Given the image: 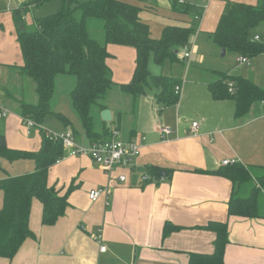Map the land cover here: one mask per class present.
I'll return each instance as SVG.
<instances>
[{
	"label": "crops",
	"instance_id": "0c3cea01",
	"mask_svg": "<svg viewBox=\"0 0 264 264\" xmlns=\"http://www.w3.org/2000/svg\"><path fill=\"white\" fill-rule=\"evenodd\" d=\"M129 1L140 7V20L148 24L153 38H158L169 25L193 26L195 33L187 43L191 55L185 60L187 78L181 82L179 101L163 108L157 102V107L153 106L157 88L152 86L146 87L150 88L149 92L145 89L135 101L123 93L117 84L131 80L135 49L108 44L106 64L114 83L101 103L111 111L109 126L115 128L119 139L142 141L140 155L132 165L117 167L109 174L88 155L65 156L52 165L48 172L50 185L54 184L61 194L71 183L75 185L68 195V206L62 216L47 225L41 222L42 203L34 198L28 215V226L34 237L26 238L13 257H0V264H188L191 252H213L214 233L200 228L210 220L228 224L224 264H264V186H260L258 216L229 215L231 181L218 174L195 171L218 169L223 167L222 160L234 159L251 167L253 177L264 172L260 168L264 167V103L254 102L247 113L235 117L234 102L216 100L208 89L209 83L220 78L218 73L240 75L264 88V53L240 62L239 54L225 50L224 55H219L225 58L219 61L217 53L221 48L210 35L228 2L255 3L257 0H195L201 9L203 6L199 20L172 10L170 0ZM0 3V101L10 111L6 118L0 119V134L10 148L37 150L41 142L39 128L27 133L18 113V102L26 101V86L31 87V83L19 72L22 58L12 19L17 3H11L15 4L12 6L5 0ZM38 7H29L27 26L35 24ZM256 35L261 39L258 33L253 38ZM152 63L156 64L149 59V68ZM158 74L177 77L173 72ZM64 75L69 74L58 75L54 80L51 107L65 115L70 124L50 114L52 117L45 118L42 127L52 132L74 131L77 141L86 145L89 141L70 101L75 79ZM56 80H60L58 89ZM190 104L194 112L191 115L187 112ZM100 111L94 106L93 117L98 129L104 121ZM193 121L198 126L190 133L188 129ZM162 126H169L174 132L163 138ZM150 166L165 171V175L159 179L149 177L146 172ZM32 169L31 160L0 159V179ZM121 174L126 177L124 181L117 179ZM143 175L148 179L141 180ZM104 185L111 188L108 204L103 194L91 201L89 190ZM2 201L0 189V208ZM167 221L182 228L163 236ZM98 229L102 230L104 251H100L101 242L93 238Z\"/></svg>",
	"mask_w": 264,
	"mask_h": 264
},
{
	"label": "trees",
	"instance_id": "16d2710c",
	"mask_svg": "<svg viewBox=\"0 0 264 264\" xmlns=\"http://www.w3.org/2000/svg\"><path fill=\"white\" fill-rule=\"evenodd\" d=\"M43 1H26L24 10H12L22 58L19 72L33 81L36 94L35 102H18L20 116L42 125L45 118L53 114L65 124H70L65 115L53 111L51 107L55 78L69 74L75 79L69 94L71 105L85 137L89 142L109 138L115 129L109 126L112 121H103L98 129L93 117L94 106L105 109L101 100L114 83L108 75L106 64L108 44L126 45L135 49V67L131 80L117 84L123 93L131 95L135 101L144 94L146 87L152 86L157 88L155 97L161 108L175 105L179 101L180 94L175 93L174 87L182 82L181 79L163 74L152 75L148 62L151 56L157 64H162L166 59L182 61L180 50L195 33L193 26L169 25L163 28L158 38H153L148 24L140 20V7L129 0H62V5L55 12L37 18L30 28L22 19V14L28 11L26 6L29 4L39 6ZM170 5L172 10L188 14L194 20L202 14L195 0H170ZM90 18L101 20V41L90 35L87 28V20ZM262 21L264 0L255 3L228 2L210 35L218 47L252 58L264 53V41L250 36L251 30ZM218 74L220 78L209 83L208 89L212 98L234 102L235 117L247 113L254 102L264 103V88L251 79L240 75ZM229 82H232V91H229ZM39 130L41 142L37 150L10 148L4 135L0 134V159L8 162L31 160L33 163L32 171L0 179L3 194L0 208V257H13L26 238L34 237L28 226V215L34 198L42 203L41 222L53 224L63 215L69 204L68 195L75 187L71 183L61 194L54 184L48 183L49 169L63 157L64 150L61 140L47 136V129ZM260 168L264 169L262 166ZM195 171L218 174L231 181L232 191L227 202L229 215L258 216L257 201L260 186H264V172L253 177L251 167L239 162L214 170ZM146 174L155 179L161 178L155 166L148 167ZM245 185L247 190L242 194L240 190ZM181 228L167 221L163 225L162 234L166 236ZM200 228L214 233V249L211 253H189L188 264H224V250L228 243L227 222L210 220Z\"/></svg>",
	"mask_w": 264,
	"mask_h": 264
},
{
	"label": "built area",
	"instance_id": "2783aa9c",
	"mask_svg": "<svg viewBox=\"0 0 264 264\" xmlns=\"http://www.w3.org/2000/svg\"><path fill=\"white\" fill-rule=\"evenodd\" d=\"M9 3H17V6L15 8H20L24 10V3L22 0H6ZM33 6L34 4H29V7ZM14 8V9H15ZM202 14L199 16H196L195 19L199 20L201 18ZM27 18V12H23L22 19L25 21ZM255 40H259V36L254 37ZM191 55V49L188 47V44H185L182 46V52L181 56L184 60H189V57ZM238 60L240 62H245L248 60V57L246 56H239ZM182 89V83L177 84L174 87L175 93L181 92ZM229 91H232V82H229ZM10 113L9 109H7L0 101V119H4L8 116ZM22 124L24 125L26 132L30 133V130L32 128H39L42 129V125L36 123L32 119L28 117H22ZM198 126V123L196 121H193L191 123V127L188 129V131L194 132L196 127ZM162 137L165 138L169 134L174 132V129H172L169 126H162L160 128ZM46 135H51V137L55 139H59L62 142V147L64 150L65 156H77V155H88L103 171L106 173H111L115 168L117 167H124V166H130L132 165L133 161L139 157L142 147V141H137L136 138H130L128 140H121L117 137V131L113 130L111 131V137L106 138L101 141H94L89 142L88 144H82L79 143L74 135V133L70 130H66L63 132H52L47 130ZM142 140L144 137H141ZM62 157V158H63ZM61 158V159H62ZM61 159H58L56 161L59 162ZM235 162L234 159H225L221 161V164L223 166L227 164H231ZM119 181H124L126 179L125 175L121 174L117 178ZM148 176L143 175L141 176V180H147ZM111 192V188L109 185H104L102 187H95L89 190L88 192V198L91 201H96L102 194L105 197V203L108 204V197ZM102 230L98 229L97 232L93 235V238L97 240L98 242L102 241ZM105 250V245L100 243V251Z\"/></svg>",
	"mask_w": 264,
	"mask_h": 264
},
{
	"label": "rangeland",
	"instance_id": "374dc122",
	"mask_svg": "<svg viewBox=\"0 0 264 264\" xmlns=\"http://www.w3.org/2000/svg\"><path fill=\"white\" fill-rule=\"evenodd\" d=\"M78 1H83V0H78ZM5 2H6V0H5ZM9 4L11 6L15 5V4H11V3H9ZM5 5H6V3H5ZM61 5H62V0H45V1L42 2V4L39 5V7L37 9V12L35 14V18L37 19V18H40V17L45 16L47 14H51V13L55 12ZM4 8L5 9H10L8 7H4ZM202 9H203V6H202ZM31 14L33 15V13H31ZM30 18L32 19V16H30ZM34 23H35V21H34ZM33 26L34 25L32 24L29 27L32 28ZM87 28H88V30L90 32V35L92 37H94V38H96V39H98L100 41L102 40L103 35H102V23H101V20L96 19V18L88 19L87 20ZM254 33H258L261 36V40L264 41V21L260 22L255 28H253L251 30L250 36L253 37ZM221 49H219L218 53H217V57H218L217 59H219V61H221V60H223L225 58V56L219 57ZM0 50L2 52L1 48H0ZM15 54H16V52H15ZM180 56H181V52H180ZM21 61H22V59H21ZM150 61H153L152 56L150 57ZM183 62H184V64H183ZM185 63H186V61L185 60L183 61V59H182V61L181 60L180 61L179 60L171 61L169 59H166L163 62V64H157V63L156 64H153V63L150 64V68L148 67V69L151 71V74H158V72H163V73L171 75L172 72H173V75H175L177 77H180L181 81L184 82L186 80V78H187L186 75H184ZM170 65H173L172 66V71L170 69ZM194 66H195V64H194ZM153 68H154L155 71H153ZM212 69H214V68H212ZM154 72H157V73H154ZM64 76L73 78L70 75H64ZM25 78L31 83V87L29 86V84L26 86V98H25V100L26 101H36V94H35L34 89H33V86H34L33 85V81L30 78H28V77H25ZM57 81L58 80H56V89H58L57 85L60 83V80L58 82ZM146 90H147V92H149L150 88H148ZM140 99L142 100L144 98L142 97ZM152 104H153V106L156 105V107H157L156 101H152ZM191 111H193L192 105L191 104L187 105V112L190 115L194 114V112H191ZM48 117H52V116L48 115L46 118H48ZM129 119H130V116H129ZM126 124H128V120H126ZM124 136H126V135H124Z\"/></svg>",
	"mask_w": 264,
	"mask_h": 264
},
{
	"label": "water",
	"instance_id": "95a60500",
	"mask_svg": "<svg viewBox=\"0 0 264 264\" xmlns=\"http://www.w3.org/2000/svg\"><path fill=\"white\" fill-rule=\"evenodd\" d=\"M178 52V51H176ZM225 53V49L222 48L220 51V55H224ZM100 117L102 118V120L109 122L111 120V111L107 108L103 109L100 111ZM159 174L164 176L165 175V171L160 170Z\"/></svg>",
	"mask_w": 264,
	"mask_h": 264
}]
</instances>
